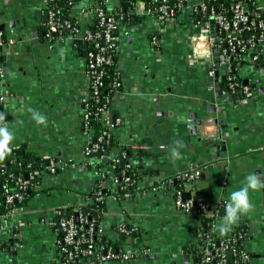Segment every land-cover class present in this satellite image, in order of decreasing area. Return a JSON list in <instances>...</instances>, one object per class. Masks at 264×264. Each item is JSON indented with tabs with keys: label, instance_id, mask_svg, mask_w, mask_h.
Here are the masks:
<instances>
[{
	"label": "crops",
	"instance_id": "crops-1",
	"mask_svg": "<svg viewBox=\"0 0 264 264\" xmlns=\"http://www.w3.org/2000/svg\"><path fill=\"white\" fill-rule=\"evenodd\" d=\"M48 1L0 0L2 31L11 40L0 50L5 63L0 62V92L6 96L0 112L15 134L13 150L22 147L44 162L38 191L19 211L0 218V264H57L60 253L52 215L69 206L76 210L95 180L83 155L88 139L81 126L84 43L45 36ZM254 1L264 11V0ZM99 4L115 10L119 0H75L71 17L80 25L81 35L88 32ZM125 18L116 32L119 81L107 118L108 123L118 119L112 129L117 147L107 158L116 156L119 146L127 147L143 185L176 176L192 163L212 161L213 168L196 182L199 196L228 202L248 174L264 176V66L249 60L238 69L243 81L254 84L252 97L216 99L217 82L207 80L209 62L192 56L190 24L177 21L157 31L142 0L134 1ZM259 51L264 65V43ZM216 59L221 82L226 65ZM205 101L215 104L213 113L207 112ZM29 108L44 114L47 125H37ZM176 141L183 144L182 158L173 161L168 149ZM104 170L111 172L108 165ZM114 184L108 183L111 188ZM249 195L254 209L233 227L246 228L244 247L252 254L248 264H264V189ZM122 221L138 230L142 240L136 244L127 238L121 249L129 258L103 264H195L187 247L196 243L198 220L176 209L164 189L108 199L100 222L105 235L115 238L112 226ZM141 247L146 253L137 255ZM183 254L189 255L187 261Z\"/></svg>",
	"mask_w": 264,
	"mask_h": 264
},
{
	"label": "built area",
	"instance_id": "built-area-1",
	"mask_svg": "<svg viewBox=\"0 0 264 264\" xmlns=\"http://www.w3.org/2000/svg\"><path fill=\"white\" fill-rule=\"evenodd\" d=\"M211 0H176L174 4H169L168 0L150 1L147 5L148 13L152 14L157 31H163L168 26H173L175 23L181 22L190 24L191 33L189 34V44L193 57L202 58L209 62L208 75L212 76L215 71L214 60L220 55L224 57L225 62V80L226 86L220 91L221 94L228 93L240 97L237 101L248 99L254 95V90L247 84L238 82L236 75L231 72V63L238 61V55L242 58L256 61L259 57L258 52L261 44L264 43V18L261 17L259 11L250 13L248 0H230V8H215L210 4ZM188 9H191L189 12ZM258 9L260 7L258 6ZM93 18L95 17L100 30L87 32L81 35V28L78 25H73L69 21L60 20L53 11L48 13V21L46 25L45 36L52 39L55 32H61L65 27L67 29L66 37L74 40L80 39L84 44L94 41L92 49L85 54L84 78L86 82V92L82 100L81 126L84 134L88 137L85 146L83 147V155L86 158V163L90 166L95 165L93 154L102 151L105 143L109 139V127H114L118 124V119L114 118L111 123H108L107 118L110 112V103L112 95H102L101 89L104 85V71L106 66L112 62L110 51L116 40L117 12L115 10H107L104 6L93 9ZM121 17V16H120ZM187 17V18H186ZM98 39V40H97ZM153 42H156V36L152 37ZM100 41V42H99ZM11 40L6 39L3 31L0 30V47L10 44ZM214 49L218 50V55L214 56ZM116 85V81L112 82V88ZM6 96L0 92V105L3 104ZM90 100L96 105V110H89ZM91 119L98 120L104 127L102 133L94 142L89 139L90 121ZM217 134L213 138H218ZM104 155H100V159ZM128 166V165H127ZM130 166V165H129ZM214 162L204 161L192 163L187 169L173 177L155 180L153 183L140 184V192L145 190L157 191L164 189L171 196L173 206L181 212L189 214L194 207V199L200 198L196 182L201 174L208 169L213 168ZM98 174V173H97ZM95 177H97L95 173ZM123 180L130 182V175L124 174ZM180 182L179 187H175L174 183ZM29 180H20V189L24 190L27 187ZM95 199L102 201L104 199H119L116 194H111L108 198L101 193L100 190L95 192ZM185 194L188 197H185ZM24 198L22 192L10 193L6 197L8 204L13 201H19ZM86 198L84 199V201ZM84 201L82 203H84ZM81 203V204H82ZM208 204L210 211H206ZM22 206H12L7 211V215H12L19 211ZM220 207H224L221 200L206 201L202 200L198 204V209L203 213L204 217L210 218V229L208 233H199L202 244L201 257L198 263L195 264H229L228 251L231 252V259L234 264L243 263L250 260V253L244 247V238L246 231L238 230L237 227H232L225 234L224 239H217L214 225L216 220L222 218L219 216ZM78 212V208H76ZM76 212V213H77ZM107 212V211H106ZM103 216L105 215V213ZM55 213L59 214L57 210ZM78 219L83 220L81 213H77ZM55 233L62 231L61 238H57V247L60 253V259L57 264H72L78 257H86L95 255V261H85L82 264H103L104 261L110 259H127L129 254L122 249L113 251L110 247L102 249V252H94L91 244H86V248H81L80 229L76 226L74 219L64 218L56 222H51ZM101 228V227H100ZM119 230H124V226L119 224ZM102 229V228H101ZM244 238V240H243ZM240 242V247H236V243ZM146 253L142 247L137 251V255ZM64 258L66 262L61 259Z\"/></svg>",
	"mask_w": 264,
	"mask_h": 264
},
{
	"label": "trees",
	"instance_id": "trees-1",
	"mask_svg": "<svg viewBox=\"0 0 264 264\" xmlns=\"http://www.w3.org/2000/svg\"><path fill=\"white\" fill-rule=\"evenodd\" d=\"M135 0H119L118 8L115 9L117 12V24L119 25L124 21L126 13H128L131 6H133ZM144 2V6L147 7L150 1L155 0H142ZM176 0H168L169 4H174ZM75 0H49L47 2V7L44 9V13L47 15L45 19V29L48 21V13L49 11H53L55 15L62 21H69L73 25H78V22L71 17V9L74 5ZM249 2V11L250 13L254 11H259L261 17L264 18V13L258 9V5L254 0H248ZM210 4L213 5L215 8H230L231 1L230 0H211ZM102 4H99V7H102ZM121 16V17H120ZM96 18L94 17L93 20L89 23V28L87 29L88 32L94 33L97 30H100ZM67 29L63 27L61 32H55L52 39L55 38H64L66 36ZM116 34V32H115ZM51 39V40H52ZM98 40V39H97ZM100 42V41H99ZM94 46V41L85 43L84 54ZM113 50L110 51L112 62L110 65L106 66L105 73H104V85L101 89L102 95H112L117 87L119 81V72L117 69V49H116V42L112 48ZM238 61L231 63V72L236 75V79L238 82L243 83V79L240 75H238V69L249 62L248 59L242 58L241 55H238ZM116 81V85L112 88V82ZM221 91L226 86L225 76L221 79ZM249 87L253 89L254 87L250 82H248ZM89 103V110L94 112L96 110V105L91 102ZM84 107V104L82 105ZM90 130H89V139L91 142H94L97 137L102 133L104 127L98 120L91 119L90 121ZM113 127H109L108 132L110 133L109 139L105 143L102 151L98 152L97 154H93L95 158V165L88 167H92L94 172L96 173L97 177H95L94 183L90 189V191L85 194L86 200L84 203L80 204L77 210H75L72 206L60 209V213H54L52 215L51 222H58L64 218H72L74 219V214L81 213L83 216V220L77 219L76 226L80 229L81 239L84 242H81L80 247L86 248V244H91L94 252H102L104 248H111L113 251L121 249L122 246L125 245L127 238L132 237L134 240L133 242L139 244L141 242V236L138 230L132 229L130 225L125 222H121L118 224H114L112 226L113 231H115V238H109L105 235L104 231L100 228V222L103 219L104 212L107 211V199L102 201H98L95 199V192L100 190L102 194L105 195L106 198L111 194H116L119 199H124L127 196H133L136 192L140 190L139 185V176L138 170L135 165L130 163L129 155L127 153L128 149L125 146H119V151L117 152L116 156L112 158H107V154L111 151V149L117 147V141L113 139L112 135ZM14 151H17L15 154ZM104 155L103 158L100 159V155ZM108 165L110 166L111 172H106L104 167ZM128 165V166H127ZM130 165V166H129ZM44 162L35 156L33 153L22 150V147L17 148V150H13L12 153L3 161L0 162V218L6 216L7 211L12 206H23L25 205L30 198L38 191L39 184L41 182V173L43 170ZM98 173V174H97ZM127 174L130 175L131 181L125 182L123 180V175ZM27 175V177H25ZM22 180H29L27 187L24 190L20 189L19 181ZM114 182L115 188L113 191L108 183ZM180 182L176 181L174 183L175 187H179ZM15 192H22L24 198L19 201H13L12 203L8 204L5 200L8 194L15 193ZM188 197V196H187ZM201 198L194 199V207L192 208L191 212L189 213L193 218L198 220V225L194 230L196 236V243L187 247V250L195 257V263L199 262L201 257V245L202 241L199 236V233H208L210 229V218L204 217L203 215H199L203 213L201 210L198 209V204L202 201ZM223 205H226V200H221ZM206 211H210V206L206 204ZM225 214L224 207H220L219 209V216L223 217ZM121 224L124 226V230H119L118 225ZM52 227L53 224H52ZM238 230L245 231V227L242 225L237 226ZM57 238H61L62 231L58 230ZM247 236V235H246ZM246 236L244 238H246ZM224 235H217V239H224ZM243 238V240H244ZM236 247H240V242H237ZM252 258V254L250 253V260ZM63 262H66L64 258L61 259ZM249 261L238 263V264H248ZM85 261H95V255H89L86 257H78L72 264H82ZM229 264H234L233 259L228 261Z\"/></svg>",
	"mask_w": 264,
	"mask_h": 264
},
{
	"label": "clouds",
	"instance_id": "clouds-1",
	"mask_svg": "<svg viewBox=\"0 0 264 264\" xmlns=\"http://www.w3.org/2000/svg\"><path fill=\"white\" fill-rule=\"evenodd\" d=\"M31 118L37 125H47V118L41 112L29 108ZM15 139V134L10 130L8 122H6V114L0 112V162H3L13 151L11 146ZM183 147L182 142L176 141L172 147L168 149L170 158L175 161L182 158L180 149ZM264 189V176L258 172H252L245 177L243 187L230 193L228 202L225 205V214L221 223L214 225V229L221 235L227 234L231 228L237 224L241 215L248 214L254 209V205L250 199V191L255 192Z\"/></svg>",
	"mask_w": 264,
	"mask_h": 264
},
{
	"label": "water",
	"instance_id": "water-1",
	"mask_svg": "<svg viewBox=\"0 0 264 264\" xmlns=\"http://www.w3.org/2000/svg\"><path fill=\"white\" fill-rule=\"evenodd\" d=\"M141 5H142V3H141ZM138 10H139V8H137ZM189 10V12L191 11V9H188ZM263 13H264V11H262ZM139 18H141L142 17V15H139L138 16ZM125 20H127V18H124V21ZM132 24L134 23V21L133 22H131ZM9 24H11V23H9ZM4 28H5V24L4 23H0V30H4ZM29 29V28H28ZM76 42H80L79 40H75ZM82 47H85V45L83 44L82 45ZM0 50H1V47H0ZM213 55L214 56H216V55H218V50L217 49H214V51H213ZM262 55L259 57V60L258 61H251L250 63L251 64H255L256 66H260V67H263L264 65L262 64ZM4 57H0V62H2V65L4 66L5 65V63H4ZM216 61V60H215ZM219 61L220 62H223L224 61V57L223 56H219ZM219 64L217 63L216 65H215V71H214V73H213V75L212 76H208V78H207V80L208 81H215V82H217L216 83V86H218V88H216L215 89V92H216V99H223V101H225V102H229V101H233V100H237V99H239V97H240V95L239 94H237V95H233V94H230V93H228V94H226V95H223V94H221L220 93V91H221V84H220V82H218V78H219ZM220 78L222 79L223 78V76H220ZM243 84H248V80L247 79H245L244 81H243ZM252 86H254V84L252 85ZM204 104H205V106L207 107V112L208 113H213L216 109H215V104L213 103V102H211V101H205L204 102ZM218 109V108H217ZM14 153L16 154L17 153V151H14ZM25 177H27V175H25ZM188 195L187 194H185V197H187ZM74 219H75V221L77 222V219H78V215H77V213H75L74 214ZM228 258H229V260H231V252L230 251H228ZM189 259V255L188 254H183V260L184 261H187Z\"/></svg>",
	"mask_w": 264,
	"mask_h": 264
}]
</instances>
